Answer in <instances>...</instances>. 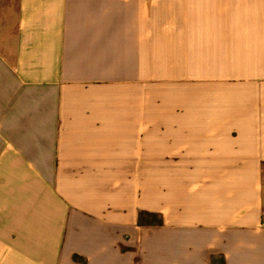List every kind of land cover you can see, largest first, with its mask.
I'll list each match as a JSON object with an SVG mask.
<instances>
[{
  "label": "crops",
  "instance_id": "obj_1",
  "mask_svg": "<svg viewBox=\"0 0 264 264\" xmlns=\"http://www.w3.org/2000/svg\"><path fill=\"white\" fill-rule=\"evenodd\" d=\"M218 257L264 264V0H0V264Z\"/></svg>",
  "mask_w": 264,
  "mask_h": 264
},
{
  "label": "trees",
  "instance_id": "obj_2",
  "mask_svg": "<svg viewBox=\"0 0 264 264\" xmlns=\"http://www.w3.org/2000/svg\"><path fill=\"white\" fill-rule=\"evenodd\" d=\"M161 220L158 218L157 215L141 212L139 215V224L143 225H161ZM75 260H80V258L75 257ZM211 264H224L223 257L213 258Z\"/></svg>",
  "mask_w": 264,
  "mask_h": 264
}]
</instances>
